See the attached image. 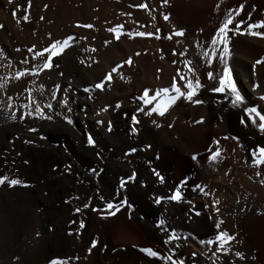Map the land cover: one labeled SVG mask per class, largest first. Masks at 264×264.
Returning a JSON list of instances; mask_svg holds the SVG:
<instances>
[{
    "label": "rangeland",
    "instance_id": "1",
    "mask_svg": "<svg viewBox=\"0 0 264 264\" xmlns=\"http://www.w3.org/2000/svg\"><path fill=\"white\" fill-rule=\"evenodd\" d=\"M233 1L13 0L9 4L0 0V93L10 99L12 111L7 119L12 125L0 135V177L21 181L12 187L7 182L0 185V264H51L53 259L65 264H131L123 251L115 256L107 249L109 238L139 252L144 257L140 264H165L140 252L141 248H151L159 257L171 255L183 264H264L260 244L264 230L251 233L247 228L264 219V163H253L260 159L264 131L259 128V117L253 116V124L245 112L255 107L264 115V52L252 57L248 47L253 41L264 43V35L252 36L238 23L230 24L226 63L243 98L234 107L227 89L223 93L210 90L218 86L222 75L221 49L217 47L213 56L199 32L189 30L180 19L189 14L207 15L202 21L216 18L230 11ZM262 10L260 23L264 22V4ZM165 15L168 20L163 19ZM88 24L92 27L78 26ZM117 26H121L118 38L116 32L108 31ZM177 31L183 35L176 36ZM252 31L264 34V27ZM138 32L146 35L138 36ZM69 36L74 37L70 46L52 58L51 69L41 71L49 53L35 60L33 55ZM129 59L130 64L126 63ZM24 60L28 63L23 64ZM113 68L117 70L112 72ZM25 69L28 74L16 79ZM33 71L39 74L32 75ZM209 72L213 79L208 78ZM109 73L111 80L104 82L102 90L96 89L95 84ZM174 78L182 92L187 91V81L199 80L197 95L191 101L179 97L168 104L175 94L171 89ZM164 88L168 94L161 92L153 99ZM145 89L149 104L142 98ZM197 98L203 103L195 104ZM64 100L67 106L60 103ZM158 103L168 104L163 116L144 114ZM37 104L52 120L38 117ZM46 104L53 107L46 109ZM180 109L186 111L185 119ZM133 114L139 122L134 125L136 134L131 133ZM65 117L73 123L68 124ZM241 119H245L243 125ZM109 121L111 131L107 130ZM249 130L255 135L246 141L243 134ZM88 134L96 142L94 148L87 145ZM26 140L42 141L51 152L24 149L21 145ZM130 148L137 151L125 155ZM217 148L219 155L210 159ZM166 155L170 159L164 165ZM153 169L165 178L164 184L158 183ZM182 170L190 171L191 177L180 179ZM132 172L136 173L134 181L121 188L120 178ZM203 178L211 179L210 188L200 185ZM181 181L186 185L180 189V201L153 202L157 196L170 195ZM194 185L209 194L193 192ZM125 199L119 212L103 218L114 211L105 208L107 202L116 205ZM215 201L219 203L213 207ZM85 203L88 208L83 207ZM159 219L165 220L169 232L175 231L176 239L167 245L163 241L168 237L156 227ZM122 220L136 222L140 233L130 234L120 225ZM221 231L233 237L225 245L227 253L217 251L216 243H200L215 240Z\"/></svg>",
    "mask_w": 264,
    "mask_h": 264
},
{
    "label": "snow or ice",
    "instance_id": "2",
    "mask_svg": "<svg viewBox=\"0 0 264 264\" xmlns=\"http://www.w3.org/2000/svg\"><path fill=\"white\" fill-rule=\"evenodd\" d=\"M12 2H13V0H8L9 4H11ZM166 2H167V0H165V3ZM45 7H47V6H45ZM139 7L144 8L145 5L141 4V5H139ZM12 15L15 17L16 13L13 12ZM22 18L24 20L28 19L27 16H23ZM168 18L169 17L167 15H165L163 17L164 20H168ZM41 19H43V17H41ZM19 22L20 21L17 20V23H19ZM230 24H232V16H231V14L228 15V18L216 30V34L212 37V39L210 41V46H211V48L213 50V56L216 55L215 49L217 48V46H220L221 50L219 51V58H220L221 64H223L222 75L219 76L218 86H215V87L211 88L210 90L215 92V93H223L227 89L229 94L233 98V106L235 107V106H237L238 103L242 102L243 98L241 97L240 93L237 91L236 85L233 82L231 70L228 67L227 63H226L227 57L229 55L228 31H229V25ZM78 26L79 27H86V28H91L92 27V25H90V24H88V25H78ZM0 27H3V26L0 25ZM120 27L121 26H117V28H109L108 31L116 32L117 33V38H118V36H119V28ZM258 27H264V22H261L260 24H249V25H247L246 28L248 30V34H250L252 36L264 35V34H262L260 32L252 31V29H255V28H258ZM236 28L238 29L239 26L237 25ZM157 32H159V29H157ZM136 35L145 36L146 33L145 32H138V33H136ZM147 35H151V33H147ZM175 35L176 36H181V35H183V32L182 31H177V32H175ZM157 38H159V37H157ZM168 38L171 39V37H168ZM73 39H74V37L69 36L66 39H64L62 42L61 41H55V42L51 43L49 47L44 48L41 52H36L33 55L32 59L35 60L37 57L44 58V53H49L47 58L44 59V63L42 64L40 70L43 71L45 69H51L53 67V65L51 63L52 58L56 57V56H59L61 53H63L64 49L68 48L70 46L69 42L72 41ZM17 51H19V49H17ZM28 51L32 52L33 49L29 48ZM173 54H175V53H173ZM205 55H207V53H205ZM22 63L23 64H27L28 61L24 60V61H22ZM126 63L130 64L131 60L129 59L128 61H126ZM256 63L260 64L261 61L257 60ZM116 70H117L116 68H113L112 72H115ZM189 71H191V69H189ZM27 74H28L27 69H25V71H23V72H18L16 74V79H19L20 77H22L24 75H27ZM31 74L32 75H38L39 73L36 72V71H33ZM208 78L209 79H213V76H212L211 72L208 73ZM180 79L183 80L184 78L180 77ZM110 80H111V74L109 73V74L105 75V77L103 78V80L101 82L95 84V88L102 90L103 87H104V82L105 81H110ZM0 86H2V85H0ZM184 87L187 89L186 92H182L181 88L177 87L176 79L175 78L173 79L172 84H171V89L174 91L175 94L169 98L168 104L175 103L176 99L179 98V97H184L185 99L191 101L193 99V97L197 95V90L201 87V84H200L199 80H196L195 84H193L192 81L189 80V81H187L186 84H184ZM56 88L58 89L59 85H57ZM84 91L88 92L89 89L85 88ZM161 92L163 94L167 95L168 92H169V89L168 88H164V89H161L160 91L156 92L155 97H153V99H155L156 97H159L161 95ZM148 94H149L148 90L145 89L144 95L142 97L145 104L151 103V101L148 99ZM51 95H52L53 99L56 98L55 90L51 93ZM261 99H264V97H261ZM60 103L64 104L65 106H67L68 102H67V100H64V101H60ZM194 103L195 104H201V103H203V101H201L200 99L197 98L194 101ZM168 104H159L158 103L155 108L151 109V111H144L142 109H138V111H144V114L145 115H149V116L151 115L152 112H156L157 114L163 116L164 112L167 109ZM24 107L27 108L28 105H25ZM52 107H53V105H51V104H46L44 106V108H46V109H51ZM116 107H119V105H116ZM101 110L102 111H106L107 109L103 108ZM68 111L71 112L72 109L68 108ZM245 112L247 113V117L246 118L251 120L253 124L256 123V120L253 119V116L259 117V121H260L259 128H260V130L264 131V115H261V113L259 111H257V109L255 107L245 108ZM35 113L38 115V117L40 119L52 120V116L51 115H46L44 109H42L39 104H37L36 107H35ZM25 115L31 116L32 112H27V113H25ZM12 118L16 119V116L13 114ZM20 118L23 119L24 117L21 116ZM65 119H66V122L68 124H72L73 123L72 119H70L68 117H65ZM97 123L100 124V123H103V121L98 120ZM138 123L139 122H138V120L136 118V115L133 114L131 116V125H133L131 127V133L132 134H136L137 133V129H136V127L134 125H136ZM152 123L155 124L156 127H160L159 124H156L155 120H153ZM198 123H199V121H198ZM240 123L243 125L245 123V119H241ZM107 130L108 131L112 130V124H111L110 121L107 124ZM28 131L36 132L37 130L35 128H29ZM40 138L41 139H45V137H43V136H41ZM232 139H237V138L233 137ZM86 141H87V145L88 146L93 147V148L95 147L96 142L93 139V136L91 134H88L86 136ZM24 142L25 143H31L30 140H26ZM213 143L215 144V143H218V142L214 140ZM149 147H151V146L150 145H145V148H149ZM136 151H137L136 148H130L125 153V155L130 156V155L134 154ZM258 152L260 154V159L259 160H255L254 159L253 160L254 164L264 163V147L258 148ZM96 154H97V156H99L98 152ZM218 155H219V149L217 148L216 151L212 153L210 159H215V157L218 156ZM253 156H255V152L253 153ZM195 158L196 157L194 156L193 159H195ZM24 163L27 164L28 161L25 160ZM90 171H92L95 175H99V172H97L95 169H90ZM259 174L260 173H257V175H259ZM153 175H155L157 177L158 183H160V184H164L165 183V178L159 172H157L155 169H153ZM135 177H136V173L132 172L131 175H129L127 177L120 178V181H119L120 187L123 188L126 185V183L134 181ZM5 182H7V185L9 187H12V186H15V185H18V184L21 183V181L18 180V179H8L7 177H0V185L5 184ZM185 185H186V181H181L180 185H177L175 187V190L170 195H168L166 197L165 196H157V197L154 198L153 202L155 204L159 205V204H161V202L163 200H171V201H176V202L180 201L182 199V193H181L180 189H181V187H183ZM25 187H27V185H25ZM192 191L193 192L199 191L200 193H202L205 196H207L209 194L208 192L204 191V188L201 187L200 185H194L193 188H192ZM101 199H103V197H101ZM218 203H219V201H215L213 203V207H215V205L218 204ZM125 204H126V199L125 200H121L119 202V204H116V205H114L111 201L107 202L105 204V208L108 209V210H113L114 209V211H108L107 214L103 218L106 219L108 216H114L116 212H119L120 209L125 206ZM83 207L84 208H88L89 205L87 203H85L83 205ZM127 209H128L129 212H131L132 205L128 204L127 205ZM76 211L79 212L80 209L78 208V209H76ZM92 211L95 212V211H97V209L93 208ZM196 215H199V213H196ZM129 219H131V216H129ZM84 226H85L84 222L80 221V227L84 228ZM156 227H157V229H159L161 232H163L168 237L167 239H164V241H163V243L165 245L169 244V242L171 240L176 239L175 231L174 230H172L171 232L168 231V229L165 227V220L164 219H159L158 223L156 224ZM219 227H220V222L218 221L216 223V228H219ZM232 239H233V237L230 236L227 232L221 231L215 236V240H213V239H208L207 241L201 240L200 243L207 244V245H212V244L216 243L218 245V247L216 249L217 251L223 249V251L225 253H227L228 249L225 247V245L227 244L228 241H231ZM91 243H92L93 246H95L96 240H92ZM177 247H178V245H177ZM89 250H91V249H89ZM139 251L142 252V253H145L149 257H156L158 259H163L165 264H169V262H170V264H183L182 260H174L171 255H167V256H164V257H159L158 252L153 251L151 248H141V249H139ZM193 255H195V253H193ZM235 255L237 257H240L241 259H244V256H243V254L241 252H236ZM51 264H65V262L61 261V260L53 259L51 261Z\"/></svg>",
    "mask_w": 264,
    "mask_h": 264
},
{
    "label": "bare ground",
    "instance_id": "3",
    "mask_svg": "<svg viewBox=\"0 0 264 264\" xmlns=\"http://www.w3.org/2000/svg\"><path fill=\"white\" fill-rule=\"evenodd\" d=\"M263 4H264V0H253L251 3L248 0H234L233 3L230 5L231 6L230 11L228 12L227 10L223 11L221 12V14H219V16L216 15L217 16L216 18H212V19L209 18V19H205L204 21H202V17L208 18V16L207 15L206 16H201V15L195 16V15L189 14L187 15L188 17L183 18L181 16L180 19L182 23L189 30L199 32V35L203 38L204 45H206L207 47L208 46L211 47L210 41L212 37L216 34V30L220 27V25L224 23V21L228 18L229 14H231L232 16V22H236L238 23L239 26H243L246 28V26L249 24H259L260 23V18H261L260 15L263 11L262 10ZM230 27L231 26L229 25V29ZM217 47L220 48V46H217ZM248 47L251 52L250 55L252 57H255V55H258L264 52L263 42L253 41L248 44ZM0 102H2L0 103V114L4 117V118H2V116L0 117V135H1V134L8 132V128L10 127V125H12L11 124L12 122L10 123L7 120L11 117V114L9 113L12 111L9 110V107H11L10 99L3 93H0ZM180 113L182 114V119H185L187 116L186 111L183 109H180ZM254 135H255L254 131L249 130L243 134V139L248 141L252 137H254ZM46 145L42 141H34L33 144L32 142L31 143L23 142L21 146H24V149L26 148L31 149V151H33L32 149H36L39 151L51 152L50 150H47L46 147L48 146ZM169 159H170V156L166 155L164 157L163 164L167 165L169 162ZM178 176L180 179L182 178L183 180H187L191 177V173L188 170H182ZM200 185H207V188H210L212 185L211 179L210 178L201 179ZM120 225L122 226V228H125L130 234H139L141 231L140 226L136 224V222L134 223L128 220H122L120 222ZM247 228H249L251 233L256 232L260 229L264 230V219L258 222H255V223L248 224ZM260 244L264 252V234L262 235V237H260ZM107 247H108L107 249H109V251L115 256H117L120 250L123 251L130 258L131 264H140L144 260V257L139 252L134 250L129 244L119 245L116 242H114V240H111V238H109L107 240ZM106 264H114V262L110 261Z\"/></svg>",
    "mask_w": 264,
    "mask_h": 264
}]
</instances>
